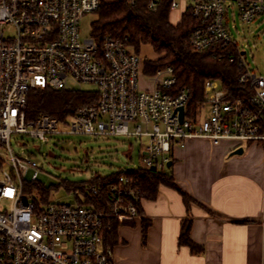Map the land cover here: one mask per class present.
<instances>
[{"label":"built area","instance_id":"1","mask_svg":"<svg viewBox=\"0 0 264 264\" xmlns=\"http://www.w3.org/2000/svg\"><path fill=\"white\" fill-rule=\"evenodd\" d=\"M163 1L147 0V7L157 11ZM224 1L185 0L186 10L200 23L189 45L195 52L214 50L220 59L235 62L238 82L250 93L231 100L219 81L208 80L204 104L210 106V116L200 121L188 118L190 91L178 89L173 68L157 71L149 79L151 88H141L146 57L132 52L126 39L107 37L101 47L92 37L81 41L80 21L99 9L100 0H0V264H115L104 233L113 219L119 224L139 219L144 200L134 179L122 175L86 190L93 198L105 189L104 207L49 201L37 208L25 189L38 181L39 165L32 153L13 152L15 135L43 143L58 134L135 137L141 143L138 169L144 171L165 169L172 150L190 139L264 148V77L250 70L232 39ZM235 1L244 23L264 14V0ZM179 7V0H171V11ZM84 84L96 87L94 104L80 107L65 121L45 114L28 119L31 90L92 92L81 89Z\"/></svg>","mask_w":264,"mask_h":264},{"label":"crops","instance_id":"2","mask_svg":"<svg viewBox=\"0 0 264 264\" xmlns=\"http://www.w3.org/2000/svg\"><path fill=\"white\" fill-rule=\"evenodd\" d=\"M170 157L177 185L194 200L190 212L176 190L161 186L156 200L141 203L151 222L145 239L141 217L119 224L115 264H264L263 146L190 139ZM186 219L199 255L179 246Z\"/></svg>","mask_w":264,"mask_h":264},{"label":"trees","instance_id":"3","mask_svg":"<svg viewBox=\"0 0 264 264\" xmlns=\"http://www.w3.org/2000/svg\"><path fill=\"white\" fill-rule=\"evenodd\" d=\"M171 0H164L157 11L147 7V0H100V7L95 12L97 20L92 24V38L98 47L102 46L107 37L125 40L130 50L140 53L141 47L149 45L158 56L156 60L145 61V74L153 76L157 71L171 67L177 78L178 89H189L190 100L187 105L189 115L194 119L200 109L204 107V86L208 80H217L227 93L228 99L246 97L250 91L238 82L240 74L237 64L228 59H220L216 51L195 52L189 45L190 34L200 25L193 18L190 10H186L180 22L174 25L171 20ZM98 99L96 92H79L52 89H34L28 95L27 117L35 119L41 114L49 115L59 121L71 117L80 107L94 104ZM168 169V170H167ZM132 178L144 200H156L161 186L176 190L190 212L194 200L176 183L172 168L144 171L141 169L119 172L106 177L98 176L88 183L67 184L69 191H80L85 196L83 201L76 195L78 204H94L98 208L107 205V193L103 190L101 197L91 198L86 190L92 186H102L118 181L119 177ZM25 193L32 195L37 208L42 209L48 202V190L38 181L27 184ZM139 215L142 219L144 239L147 236L151 222L145 219L139 205ZM124 224L134 225L125 221ZM111 229L104 233L106 248H113L118 240V226L116 220H111ZM191 219L182 222L179 235V246L188 247L191 253H203V247L191 239Z\"/></svg>","mask_w":264,"mask_h":264},{"label":"rangeland","instance_id":"4","mask_svg":"<svg viewBox=\"0 0 264 264\" xmlns=\"http://www.w3.org/2000/svg\"><path fill=\"white\" fill-rule=\"evenodd\" d=\"M224 5L225 22L232 39L240 51L245 53L250 70L264 77V14L251 23H244L240 20L235 0H225ZM185 9L186 5L181 1L180 7L171 12L170 20L173 24L180 22ZM97 18V13H90L81 19L79 27L81 41L92 37V24ZM140 53L146 60L156 58L150 46L141 47ZM149 79L148 75H143L139 86L150 89ZM81 89L96 91L95 86L88 84L82 85ZM197 116L200 121L208 118L210 106L204 104ZM142 143H147V140L144 139ZM11 145L15 154L24 151L33 154L40 169L38 182L48 190L49 201L55 204L77 202L75 191H69L67 184L63 185V181L72 184L88 183L97 175L106 177L121 171L138 169L141 165V143L135 137L96 138L58 134L52 136L47 143H43L15 135L11 138ZM30 176L29 174L28 179ZM81 195L80 193L79 197L83 198Z\"/></svg>","mask_w":264,"mask_h":264},{"label":"water","instance_id":"5","mask_svg":"<svg viewBox=\"0 0 264 264\" xmlns=\"http://www.w3.org/2000/svg\"><path fill=\"white\" fill-rule=\"evenodd\" d=\"M179 118H180V121L182 123L183 122V119H184V108H180L179 109ZM233 154L234 155H241V154H243V149H238ZM171 166H172V163L170 162L167 167L168 168H171Z\"/></svg>","mask_w":264,"mask_h":264}]
</instances>
